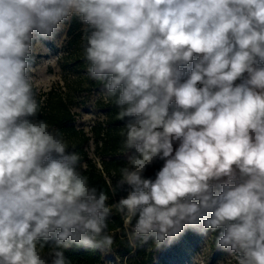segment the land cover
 Returning <instances> with one entry per match:
<instances>
[{
  "label": "clouds",
  "instance_id": "1",
  "mask_svg": "<svg viewBox=\"0 0 264 264\" xmlns=\"http://www.w3.org/2000/svg\"><path fill=\"white\" fill-rule=\"evenodd\" d=\"M73 17L123 122L129 191L114 207L129 245L211 231L235 264H264V0H0V264H68L73 245L114 243L108 195L37 118L29 74Z\"/></svg>",
  "mask_w": 264,
  "mask_h": 264
},
{
  "label": "rangeland",
  "instance_id": "2",
  "mask_svg": "<svg viewBox=\"0 0 264 264\" xmlns=\"http://www.w3.org/2000/svg\"><path fill=\"white\" fill-rule=\"evenodd\" d=\"M68 27L69 24L67 22L64 30L57 35L55 40L43 41L42 45L36 46L33 53L34 59L29 74L32 78L35 95L40 98V101L44 99L42 95L45 93L51 91L58 93L60 90H64V87H62L64 78L67 80L75 79L69 72L63 71L59 64L62 47L67 38ZM82 86L86 91L72 96L74 105L71 108V113L74 115V121L71 125L76 131L80 130L88 135L89 129L93 125H100L101 134L104 133L103 131L109 130L110 134L116 137L117 151L105 156L102 160L113 163L111 167L118 169L119 175L115 180L117 184L120 179V168L126 163L125 155L120 150L122 141L120 130L122 126L112 123L106 124L107 117L95 105L96 100L105 102L103 93L95 90L87 91L88 87L85 82L82 83ZM95 146L96 144L91 140L81 148L87 159L95 163L97 167H100V158L96 155ZM162 163L159 160L155 161L147 168L145 176L155 178V172L159 170ZM77 167L81 171L85 168V164L80 162ZM116 186L118 194H120L119 199L125 197L129 191L128 187L119 188L118 184ZM119 199L116 201L114 199L112 212L108 218V224L114 228L112 232H109L113 236L114 243L110 250L98 249L101 264H132L135 260L132 252H129V254L125 253V250L131 246L127 240L123 218L114 207ZM118 221H120V226L117 225ZM217 234L211 231L207 235H201L192 230L185 232L168 246L163 258V264H235V261L231 260L227 253L216 249L215 236Z\"/></svg>",
  "mask_w": 264,
  "mask_h": 264
},
{
  "label": "trees",
  "instance_id": "3",
  "mask_svg": "<svg viewBox=\"0 0 264 264\" xmlns=\"http://www.w3.org/2000/svg\"><path fill=\"white\" fill-rule=\"evenodd\" d=\"M68 24L67 38L62 47L59 64L63 71L69 72L75 79L67 80L64 78L62 86L64 90H60L58 93L53 91L45 93L42 95L44 97L42 101L35 95L33 88L35 98L40 105L37 118L47 121L51 126L59 129L63 133L65 140L69 144V150L78 152L81 157L80 162L85 164V168L81 170L82 174L88 176L90 185L96 186L108 195L106 203L112 205L114 199L116 201L120 196L115 182L119 171L116 167L115 169L111 167L113 163L109 161L105 162L102 158L117 151L116 137L111 135L109 130H105L101 134L99 129L100 125H93L89 129V135L80 130L76 131L71 125L74 121V115L71 113V108L74 105L72 96L86 91L82 88V83L85 82V85L88 87L87 91L95 90L100 92L103 90V84L100 81L93 80L87 73L88 63L83 56V42L81 39L82 23L78 18L73 17ZM95 105L107 117L106 124L112 123L122 126L123 122L117 119L116 115L118 109L111 100L108 102L96 100ZM91 140L96 144L95 150L96 155L100 158V167H97L95 163L88 160L81 148ZM114 221L116 220L114 219ZM117 223L120 226V221ZM132 223L135 224L134 220ZM113 229V226L108 224V231L112 232ZM41 243L44 242L41 241ZM53 243L54 241L45 243L41 254L46 256L48 249ZM167 250L168 246L160 250L155 249L153 242L150 240L148 244L139 245L138 243L135 248H127L125 253H133L135 260L132 264H163V258ZM64 256L68 264H101L98 249L73 245L71 248L64 250Z\"/></svg>",
  "mask_w": 264,
  "mask_h": 264
}]
</instances>
